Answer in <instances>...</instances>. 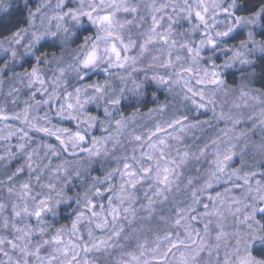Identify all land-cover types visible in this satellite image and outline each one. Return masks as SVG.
<instances>
[{"label": "snow or ice", "instance_id": "snow-or-ice-1", "mask_svg": "<svg viewBox=\"0 0 264 264\" xmlns=\"http://www.w3.org/2000/svg\"><path fill=\"white\" fill-rule=\"evenodd\" d=\"M151 7L153 13H164L171 8L172 13L178 19L185 20L190 28L187 32L176 33L173 28L176 22L173 20V15H167L169 23L166 28L160 23L165 17L161 15L158 20L157 16L153 15L152 25L143 34L144 41L139 45L140 54L142 55L149 45L160 44L167 52V58L160 63L159 67L171 68L172 75H153L152 79L160 84L180 85L185 90L184 98L190 99L198 110L214 104L209 92L212 86L219 88L223 84L220 76L221 67H228L234 63L250 64L249 57L253 52L258 51L264 54V35L261 39L256 38V29H264V3L248 11L247 14L241 11L243 8L241 0H169L168 3L160 4L159 7L153 3ZM55 9L59 11L55 12L52 17L44 14L41 25L43 30L36 29L29 32L27 29H21L15 32L10 40H0V51L10 54L13 60L19 55V47L24 49V55H32L34 54L33 49L41 40L47 37L58 38L60 33H64L67 37L70 29L66 25L71 23L79 26L86 18L96 29L95 37L85 39L84 45L80 47L73 61L67 66L75 71L78 79L83 80L88 70L98 68L102 64L106 65L104 71L107 72L111 68L123 69L130 61L135 63V57L127 53L136 47V41L131 37L126 41L124 35L125 27L132 21L122 20L119 17L120 13L129 14L138 11V7L130 0H79L77 7H69L67 0H56ZM39 11L38 8L37 12ZM45 20L48 21L47 25L44 24ZM52 20L56 21L55 31L51 29ZM161 28L163 31H159ZM240 29L246 30V37L240 39L238 45L230 46L229 38H233V34ZM197 33L199 40L190 38ZM26 36L30 37L27 41H25ZM177 36H183L184 39L178 40ZM5 43L9 46L5 47ZM205 49L213 54L218 51L224 53L228 57L224 65H218L212 55L205 57ZM173 51L176 52L174 59ZM36 60L38 64L41 62L40 57H36ZM205 60L209 62L210 67L203 66L202 62ZM58 71L59 76L49 82L41 76L37 67H33L31 72H26L24 75L28 79L29 88L35 87L36 90L32 92L30 99L24 102L23 109L8 114L0 108V122H5L0 133L5 130L7 133L0 135V140L8 141L13 136L17 137L19 142L15 145V149L26 156L27 167L32 172L37 171V168L33 167V159L39 156L38 148L45 150V158L49 155L59 156L66 152H71L75 156L77 148L89 157L106 156L109 153L108 142L114 141L118 144V137L122 136L128 127V121L124 117L114 119L115 135L111 130L104 129L108 135L99 138L93 136L90 147H82L89 130L96 127L99 120L98 117L87 113V105L97 103L107 96V82L105 85L89 84L84 87H75L69 92L66 87L63 89L60 87L61 78L66 69L61 67ZM0 72H3L2 68ZM193 85L200 87L194 88ZM37 94L46 98L36 100ZM9 95L12 93L10 92ZM241 95H246V93H241ZM33 102L37 105L35 114ZM53 102L57 105L55 116L75 121L76 130L52 124L50 112ZM119 102V98L109 97L105 100V118L113 116L108 105L115 106ZM41 105L49 107V111L44 112L43 115H39ZM261 117H264V112H261ZM220 118L225 117L221 114ZM10 120L18 122L19 126L7 123ZM186 121L188 117L183 116L167 122L166 127L156 125L147 137L132 136L131 139L139 145V155L136 154L137 149L133 148L132 154L120 157L118 166L104 177L103 182L107 184L106 190L111 193L107 197V206L104 204L97 206L91 196L85 193L84 211L77 213L70 229L61 227L54 233H49V225L44 220L46 213L51 212L55 215V207L64 198L63 193L57 191L53 183L47 184V194L41 192L34 194L30 182L20 184L19 190L9 187L8 192L16 195L17 201L11 204L10 215L4 214L6 205L0 203V231L7 233L0 235V253L7 257V261L0 260V264H93V261L88 259L89 253L107 251L109 248L116 247L114 241H118L124 231L122 221H127L129 215L133 217L135 215L133 204L136 200V189L139 186L147 182L148 189L152 192V196H149L148 192L144 194L150 211L155 199L163 198L166 201L167 193L173 191L174 185L178 187L177 181L182 174L178 172V169L186 162L189 153L187 151L180 153L177 149V155L172 156L168 139H179V136L173 135L177 131V126L180 132H183L185 127L195 126L186 124ZM99 123L102 126L104 121H99ZM111 123L110 120L109 124ZM261 123H264V119ZM168 129H172L173 132H168ZM30 132L54 137L58 145L42 143L37 148H32L33 138ZM160 133L165 135L161 136ZM213 144L217 145V142L213 141ZM234 148L235 144L231 143L223 150L217 145L214 159L211 161L212 166L207 173L203 187L192 188L190 191L192 205L200 204L201 194L212 188L213 183L224 176L228 181L233 182L234 187L244 189L248 193L255 192V196L232 197L229 201L230 214L248 231L238 230L232 234L235 243L230 255L226 254L224 264H264V256L258 258L252 250L257 240L264 244V234H262L264 223L256 218L257 213H264V207L259 206V203L264 202V181L256 180L253 186L252 181L257 175L255 172L241 174L238 169L229 171V161L235 155ZM6 152L10 156L15 154L10 149H6ZM3 159L4 156H0V160ZM68 163L65 160L64 165H57V173L61 168L67 171ZM21 171L23 168H18L13 176ZM117 175L119 183H111L113 177ZM8 179L11 182L12 176ZM36 179L39 182V174ZM235 181L242 183H235ZM100 182L97 178V183ZM192 184L193 180L189 178L187 185ZM228 191L229 189H225V192ZM52 193H55V197ZM92 194L103 195L101 189L95 184ZM208 200L213 201L212 207L210 209L209 204H204L206 211L202 215L205 217H211L214 214L217 217L221 216L222 213L216 205L224 203L222 194L217 193L215 199L209 195ZM77 203H80L79 197H77ZM192 205L188 207L177 205L174 209V219L161 217L163 223L171 226L170 230L165 231L162 236L158 235L151 248L147 247L146 243L138 244L137 251L122 253L120 264H153V262L169 264L168 256L172 255L176 258L177 252L179 256L176 258V264H198L199 255L211 247L207 241L212 221L209 219L204 223L203 234H201L200 229L193 224V221H199L200 217L192 214L195 210ZM30 217L36 220L35 225L28 222ZM82 223L87 225L86 236L79 226ZM217 227L222 229L220 224H217ZM97 231L101 235L98 236ZM66 234L69 236L67 240L64 239ZM224 236L225 233L221 230L217 232L215 239L220 241ZM6 249H10L13 253L18 252L20 255L13 260ZM48 249L50 251H47ZM42 251H47V254L42 255ZM81 253L84 255L81 256Z\"/></svg>", "mask_w": 264, "mask_h": 264}, {"label": "rangeland", "instance_id": "rangeland-1", "mask_svg": "<svg viewBox=\"0 0 264 264\" xmlns=\"http://www.w3.org/2000/svg\"><path fill=\"white\" fill-rule=\"evenodd\" d=\"M18 2L23 3L28 9L29 16L27 23L22 29H27L29 32L36 29L43 30L41 25L44 14L52 17L55 12L59 11L55 9L56 0H4L0 2V16L12 4ZM130 2L138 7V11L129 14L120 13L119 17L122 20L127 19L132 21L130 25L125 27L124 35L126 41L129 37L136 41V47L127 53L129 56L135 57V63L130 61L123 69L111 68L106 72L104 71L106 65L102 64L98 68L88 70V74L83 80H80L77 78L75 71L67 67L77 55L80 47L84 45L85 39L87 37H95L96 29L86 18L79 26L71 23L67 24L66 26L70 29L67 37H65L64 33H60L58 38L47 37L41 40L35 49H33L34 54L32 55H24V49L19 47V55L13 60L10 54L0 51V68L3 69V72H0V108H3L8 114H11L13 111L22 110L25 106L24 102L29 100L32 92L36 90L35 87L29 88L28 79L24 75L26 72H31L33 67H37L41 76L49 82L59 76V68H65L66 71L61 78L60 87L62 89L66 87L69 92L73 91L75 87H84L89 84L105 85V82H107V96L97 103L87 105V113L98 117L99 120L96 127L89 130L86 142L82 147H90V141L93 136L99 138L108 135V132L104 131V129L111 130L115 135L114 119H120V116L114 114V109L118 104L115 106L108 105L113 116L105 118V100L109 97L113 99L119 98V103L123 100L137 99L141 97V92L150 84L165 94L163 100L154 98L157 102L154 109L141 111L127 119L128 127L123 135L118 137L119 143L117 144L114 141L108 142L107 147L109 153L106 156L89 157L86 153L81 152L80 148H77L75 150V156L71 152H66L61 153L59 156L49 155L45 158V150L38 148L39 156L33 159V167L37 168V171L32 172L27 167L28 161L26 156L23 153L17 152L15 149V145L19 142L18 138L13 136L8 141L0 140V156H4V159L0 160V203L6 205L5 215H10V206L17 201L16 195L8 192L9 187H14L19 190L20 184L30 182L34 194L36 192L47 194L48 189L46 186L51 182L56 186L57 191L63 193L64 198L62 202L55 207V215L51 212L44 215V220L49 225V233H54L56 229L61 227L71 228L72 223L64 225L56 223L57 208L66 203L67 205H75L74 209H78V212L84 211L83 198L85 193L91 196L97 206L100 204L107 206V197L111 193L106 190L107 184L103 182L104 177L118 166L120 157L131 155L133 148L137 149L136 154L139 155V145L131 139L132 136L142 135L147 137L149 132L155 129L156 125L159 124L166 127L167 122L183 116L188 117V121L185 122L186 124L195 125L194 127H185L183 132H180L179 126H177V131L173 135L179 136V139H168V144L171 146L170 154L172 156L177 155V149H179L180 153L185 151L189 153L186 162L178 169V172L182 173L177 181L178 187L176 185L173 186V191L167 193L168 199L166 201L163 198L155 199L152 210L150 211L148 209V200L144 194L148 192V195L152 196V192L148 189L147 182L143 186H139L136 189V200L133 204L135 215L134 217L129 215L127 221H122L124 231L120 239L114 241L117 246L109 248L107 251L89 253L88 259L93 261V264H120L122 253L137 251L138 244L146 243L147 247H153L156 237L158 235L162 236L171 227L163 223L161 217L174 219V209L177 205L180 207L192 205L190 191L192 188L203 187L204 180L207 178V173L212 166L211 161L214 159V152L216 151L217 145L223 150L229 143L235 144V148L233 149L235 155L229 161V171L238 169L241 174L255 172L257 175L252 181L253 186H255L256 180L264 181V175H262L264 174V123H261V120L264 119V117H261V112H264V93L254 88L250 83L249 68L251 63H234L228 67H221L220 76L223 84L219 88L212 86L209 92V95L214 100V104L198 110L190 99L184 98L185 90L180 85L160 84L152 79L153 75H172L171 68L159 67L160 63L167 58V52L163 47L160 44L149 45L142 55L139 50V45L143 43L145 38L143 34L152 25L153 15H156L158 20L161 15L165 17L164 20L160 21L165 28L169 23L167 15H173V20L176 21L173 24V28L176 33L187 32L190 25L185 20L178 19L172 13L171 8H168L164 13H153L151 7L153 3L159 7L160 4L168 3L169 0H130ZM67 4L69 7H77L79 0H67ZM38 8L40 9L39 12H37ZM44 24L47 25L48 21L45 20ZM55 24L56 21L52 20V31L56 30ZM84 28L91 29V34L79 37L78 33ZM258 29H256V38H258ZM159 31H163V28L159 29ZM238 34L245 38L246 30H238L237 33L233 34V37ZM12 35L4 38L1 37L0 40H10ZM29 38L26 36L25 41ZM176 38L178 40L184 39L183 36H177ZM190 38L199 40V34L197 33ZM229 40L228 44L231 46ZM45 42L57 43L61 46L60 52L55 55L49 53L36 55L37 48ZM4 46L8 47L9 45L5 43ZM175 55L176 52L173 51V59ZM204 55L205 57L212 55L215 62L222 66L228 58L222 52L218 51L213 54L208 49H205ZM257 56H264V54L256 51L250 55L249 59L252 62V59ZM36 57H40L41 59L39 64L37 63ZM28 58L34 59L30 65L29 63L26 64ZM5 64H7V67H5ZM202 64L204 67H210L207 60L203 61ZM228 72H243L245 77L241 79L239 84L232 86L224 79V75ZM65 82L67 83L65 84ZM193 87L199 88L200 86L193 85ZM10 92L12 95H9ZM241 93H246V95H241ZM45 98L37 94L35 99L42 100ZM197 100L199 101L198 97ZM39 107V115H43L44 112L49 111L48 105H41ZM56 107V103L53 102L50 112L52 124L57 127L76 130L75 121L60 119L55 116ZM36 108L37 105L33 102L34 114ZM213 109L215 110L213 111ZM221 114L224 115V119L220 118ZM228 117H231V119H228ZM110 120L112 121L111 124H109ZM99 121H104V124L101 126ZM4 123L0 122V129L4 128ZM7 123L19 126L16 121L10 120ZM167 131L173 132L172 129H168ZM5 134H7L6 130L0 133V135ZM30 135L33 138L32 148H37L42 143L58 145V141L54 137L46 136L43 133L30 132ZM159 135L163 136L165 134L160 133ZM213 141H216L217 145H214ZM6 149H10L15 154L12 156L8 155ZM65 160L69 162L66 165L67 171L61 168L60 172L57 173V165H64ZM18 168H23V171L13 176V173H16ZM37 174L40 176L39 182L36 179ZM9 176H12L11 182L8 179ZM97 178L101 181L100 183H97ZM189 178L193 180L191 186L187 185ZM111 183L118 184L119 176L113 177ZM235 183L242 182L235 181ZM94 184L101 189L103 195L95 196L92 194ZM225 189H229V191L225 192ZM217 193H221L224 198L223 204L216 205L222 215L219 217L215 214L211 217L203 216L202 214L206 211L203 205L209 204L211 209L213 204V201L208 200V196L211 195L215 199ZM52 195L55 197V193H52ZM249 195L255 196L256 193H248L244 189L234 187L233 182L228 181L226 176H224L215 181L212 188L201 194L200 204L192 205L195 209L192 214L200 217V220L193 221V224L196 228L200 229L201 234H203L204 223L209 219L212 221L209 227L210 235L207 241L211 247L199 255L198 264H224L226 254L230 255L232 246L235 243L232 234L238 230L248 231L244 225L240 224L230 214L229 201L232 197L245 198ZM77 197L82 199L79 204L77 203ZM248 202L252 203V201ZM259 206L264 207V202L259 203ZM97 210H99L98 207ZM263 215L264 213H257L256 218L260 220ZM28 222L32 225L36 224V220L31 217L28 218ZM217 224L222 225V229L218 228ZM79 226L86 236V223H82ZM221 230L225 233V236L220 241H217L215 237L217 232ZM6 234L0 231V235ZM96 234L98 236L101 235L99 231ZM68 238L69 236L66 234L64 239L67 240ZM217 244L219 245L218 247L216 246ZM255 248H257V251L254 252ZM6 250L9 251L13 260L20 255L18 252H11L10 249ZM252 250L253 254L258 258L264 256V244L259 240L255 242ZM47 251H50V249ZM47 251H42L41 254L46 255ZM83 255L81 253V256ZM178 256L179 253L177 252L176 258ZM176 258L169 255V264H176ZM0 260L7 261V257L0 253Z\"/></svg>", "mask_w": 264, "mask_h": 264}, {"label": "trees", "instance_id": "trees-1", "mask_svg": "<svg viewBox=\"0 0 264 264\" xmlns=\"http://www.w3.org/2000/svg\"><path fill=\"white\" fill-rule=\"evenodd\" d=\"M3 1L4 0H0V2ZM241 3L243 5L241 11L244 14H247V12L253 8H258L262 3H264V0H241ZM28 16V9L25 5H23V3L18 2L12 4L11 7L0 16V38L9 37L13 33L21 30L26 25ZM90 34L91 29L89 30L88 28H84L78 33V36L83 37L84 35L88 36ZM238 35L229 40L231 45L239 43V40L244 38L242 35ZM262 35H264V29L259 28L257 32V39H261ZM60 47L61 46H59L57 43L45 42L37 48L36 55H41L43 53L55 55L60 52ZM33 61V58H28L26 64L29 63L30 65V63ZM249 73L251 85L264 93V56H257L252 59ZM243 77H245L243 72H228L224 75L225 81L232 86L239 84ZM141 93L142 94L140 98L126 101L123 100L121 103H119L114 109V114H117L120 116V118L124 117L127 120L136 113L154 109L157 104L155 99L163 100L165 96L164 92L159 91L152 84L147 86ZM81 201L82 199H80V202ZM74 208L75 205H67L66 203L59 206L57 208L56 223L61 225L72 223L79 211L78 209L75 210ZM260 220L261 223H264V215L260 218ZM255 251H257V248L254 249V252Z\"/></svg>", "mask_w": 264, "mask_h": 264}]
</instances>
